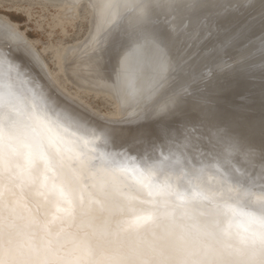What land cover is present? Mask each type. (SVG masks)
<instances>
[{"label": "snow or ice", "instance_id": "6c2138e0", "mask_svg": "<svg viewBox=\"0 0 264 264\" xmlns=\"http://www.w3.org/2000/svg\"><path fill=\"white\" fill-rule=\"evenodd\" d=\"M151 23L115 38L108 87L128 107L144 98L130 58L164 44ZM106 132L0 85V264H264V146L217 127L199 155L130 162Z\"/></svg>", "mask_w": 264, "mask_h": 264}, {"label": "bare ground", "instance_id": "6f19581e", "mask_svg": "<svg viewBox=\"0 0 264 264\" xmlns=\"http://www.w3.org/2000/svg\"><path fill=\"white\" fill-rule=\"evenodd\" d=\"M13 1L20 2V1H24V0H13ZM28 1H30L32 3H42L43 5H49L53 8H55L56 10H58L59 15L56 18V20H57L58 24H60V25L65 24V22H69L72 25L75 22H77L79 19H81L80 8L82 7V8H84V10L86 12V16L84 18H86L89 22V29L86 33L85 38L80 42H75L72 44H65V45L61 44V45L52 46V47H45V49H43V51H39L36 47V42H33L32 40L29 41L27 36L25 35V33L20 30V27L18 24L13 23L7 16L0 14V85H3L5 82H8L9 80H11V82L14 84L16 90L21 95L26 96L29 99H35L37 104L45 107L46 110L51 108V107L63 109L69 113H73V114L79 116L83 121H87L88 125L91 128L96 129L98 132H100L101 130H107V132L102 137V139L107 140L109 135L112 138H114V143L112 141H109L110 150L115 152V153H118V154H123L122 158L128 159L130 162H137L140 157H144L147 160L149 157L154 155L160 159H164L165 157H167V159L165 160V163H169V162H174L178 158V156L180 155L181 152H184V153H187L190 155H194V156L199 155L200 152L203 151L205 146L207 145L208 136L211 135L212 131L217 127H224V128L230 129L233 133H235L238 137H240L244 141V143L247 147L252 148V149L256 150L257 152L260 150V148L262 146H264V130H261V129L258 130L257 128L250 126L246 121L244 122L241 120L237 121L236 123H232L230 125H228V124L222 125V124H217V123L207 119L206 117L200 116V117H198V119H196V121H191L192 119H190L189 121H186V120L185 121H182V120L179 121V120H169L168 119L166 121H162V122L156 123L154 125H146L145 119L147 118V115L150 117V115L152 116L155 114L163 113L162 109L165 110L169 107V105H172L175 103L174 102L175 99L173 101H171V98L174 96V94L171 95V92L174 90V87H173V89H170V91H168L167 93H164L165 91L162 89L161 90L164 91L163 92L164 94L160 93L161 95L160 94L156 95V93H158V91H159L158 87L160 86V79L163 77H166V76L169 77L168 74L173 72V69L176 68L174 66L177 65V64L176 65L173 64L174 59H175L174 56L170 57V61L167 60V57L165 59H162L161 54L160 53L158 54L159 48L153 46L150 43H145V46L136 54V56L130 58L131 62L133 64H139V66L143 70L141 72H143L144 75H146V76H144L143 73H140L142 77L140 76L139 86L143 92H145L143 89V88H145L144 87L145 85H143V84H147L149 81L151 82L150 83L151 85L147 84V86L149 88L146 86L147 87L146 91H148V92H146L147 94L143 93L144 99L142 101H140L141 103H138V104H141L139 106L138 110H136L137 108L135 107L136 109L134 108V111H132L133 110L132 108H131L132 109L131 110L128 106L123 105L118 101V99L115 97L112 90L108 87V82H109L108 78L103 79L104 78V76L102 75L103 71H102V73H100V71H101L100 68L102 66L99 68V70H100L99 72L93 73V74L91 73L92 71L90 69V65H94L96 63L95 65L98 64V66H99V64L102 61H105V59H106V61H110L109 57L114 56L115 53H117L118 51H120V56L119 55L117 56L118 61L115 63L116 64L118 63L117 64L118 65L117 71L120 69L121 59L125 55V53L123 50L118 49L116 47L115 38L118 37L119 35H121L123 30H125V29L130 30L132 25L136 22V20L139 17L145 16V15L148 16L149 5H150V3H152L149 0H28ZM154 1L156 4H151L150 7H155L158 9L163 4H167V5L169 3L176 4V3H179L183 0H154ZM219 1L220 0H218V2ZM218 2L215 3V5L219 4ZM210 3L213 4V2H210ZM257 3H259V2H257ZM204 4H205V2H204ZM261 4L262 3H260L259 5H261ZM230 5L228 7L231 8ZM219 6H221V2H220ZM208 7L211 9V5ZM235 7H237V6H235ZM241 7L242 6L238 7V9H240ZM222 8L221 9L216 8L215 10H217V12H220V11L222 12ZM226 8H227V5L225 6V9L223 8L224 9L223 11H226ZM230 8H227V9H230ZM242 8L244 9V5ZM195 9H197V8H195ZM232 9H233V7H232ZM232 9H230V10H232ZM132 10H133V12H132ZM204 10H205L204 12L206 14V11L208 9H206V7H205ZM197 11H198V9H197ZM244 11L246 12V9ZM250 11L251 10L249 9V12ZM202 12H203V10H202ZM234 12H235V10H234ZM255 12H257V10ZM199 13L200 12L198 11V14ZM212 13H214V12H212ZM237 13H239V16L237 14H235L234 16L237 15V17H239V19H240L241 18L240 14H242V13L240 10H239V12L237 11ZM198 14H197V16H200ZM215 14H216V11H215ZM245 14L247 15V13H245ZM208 15H209V13H208ZM217 15H215L216 19L213 17L215 20H213V21L211 20L212 23L215 21V23H216L215 26L217 25L219 27V25H220L219 23L222 22L226 26V23L224 21H228L227 18L225 20L224 19L225 17H224L223 18L224 20L222 19L223 21H220V20L216 21L217 17H218ZM255 15H256V13H255ZM232 16L233 15H231V17ZM243 16H242V18H243ZM254 16H253V18H249V16H246V18L248 17L249 19H251V20L253 19L255 21ZM246 18H244V19H246ZM255 18H257V16ZM176 19H177V17H176ZM218 19H219V17H218ZM244 19L243 20L240 19V20L243 22ZM249 19H246L248 22L247 23L248 25L250 23ZM229 20H230V18H229ZM233 20L235 21L236 19L234 18ZM240 20H239V22L241 23ZM209 21H210V19H209ZM211 21L209 24H212ZM254 21H253V24H254ZM154 22H155V20H154ZM239 22H237V23L235 22V23L239 24ZM157 23H156V25H157ZM228 23L229 24H227L228 26H226V27L231 28L229 26H231V24L233 25V21H229ZM251 23H250V26L252 25ZM244 25H246V24H244ZM212 26H214V25L212 24ZM252 26H254V25H252ZM222 27H224V25ZM233 27H235V26H233ZM240 27H242V26H240ZM246 27L249 28L247 25H246ZM217 28H216V30H217ZM235 28H237V25ZM239 28H238V30H239ZM207 29H209V28H207ZM207 29H205V30H207ZM212 29H213V27L211 28V32L212 31L214 32L213 34H215V33L219 34L218 32H215L216 30L214 31ZM258 29H260V27ZM154 30H156V29L154 28ZM164 30L166 31V29H164ZM164 30H162V34H164L163 33ZM231 30L232 29H230V30L228 29V31H231ZM238 30H236V31L239 33L240 32L243 33L244 28H241V30H243V31H238ZM248 31L250 32V29ZM248 31H244V32H247L246 34L248 35V34H250ZM159 32H161V30L160 31L158 30V34H159ZM234 32H235V29H234ZM251 32H254V31L252 30ZM221 33L222 32H220V35H221ZM226 33L227 32H225V34ZM233 33H230V34L232 35ZM239 33H237V34H239ZM209 34H211V33L209 32ZM165 35L166 34H164V36ZM171 35L172 34H170V38H171V42H172L174 40H173V37ZM193 35H195V34H193ZM220 35L217 36V38L219 40H221L219 38ZM164 36H162V37H164ZM188 36H191V35H188ZM207 36H209V35H207ZM212 36H214V35H211L210 37H212ZM223 36H224V33H223ZM227 36H226V39H227ZM237 36H241V35H237ZM256 36H258V35L256 34ZM232 37L235 38V35L233 34ZM232 37L228 36V38H230V39ZM248 38H251V37H248ZM181 39H183V38H181ZM218 39H216V40H218ZM230 39L228 41L227 40L226 41L229 42ZM258 39L259 38L257 37L256 40H258ZM169 40L170 39L168 37L167 41L169 42ZM214 40H215V37H214ZM214 40H213V43L215 42ZM164 41H165V39H164ZM191 41H192V39H191ZM226 41L224 42V40H223V43H227ZM233 41H235V40H233ZM243 41L244 40H242V43L244 44ZM210 42H212V41H210ZM216 42H219V41H216ZM172 43L175 44V41ZM180 43H182V42H180ZM183 43H185V42H183ZM245 43H247V41ZM182 44H180V45L183 46ZM214 44L216 45V43H214ZM234 44L238 45L237 43L233 42V46H234ZM243 44H242V50L245 51L246 49L243 48L245 45L243 46ZM150 45H152V50H151V48H149V50H151L152 52L154 51L153 55L151 54V51L149 52L147 50L148 46H150ZM210 45H213V44L211 43ZM210 45L207 44V46H209V47H210ZM230 45L231 44L229 43V46ZM162 46H160L161 50H162ZM164 46L167 48L166 45H164ZM164 46H163V49H165ZM187 46H189V44ZM214 46H213V48H214ZM220 46H222V44ZM226 46L227 45L225 44V46L223 48H225ZM10 47L11 48L14 47V48H17L18 50H20V52L23 54V56L15 54L13 51L14 48L10 49ZM178 47H179V44H178ZM209 47H204V48L209 49ZM217 47L215 46V50L217 49ZM230 47H232V46H230ZM230 47L227 48V49H229V51H226L225 55L227 54V52H229L230 54L228 56L229 57L231 56L233 58V56H232L233 50L232 49L236 50L233 52V53L236 52L235 55H238V54H239V56L241 55L240 53L237 54L238 49H239V51L241 49L240 47L237 48V46H236V48H232V49H230ZM172 49L175 50V48H172ZM213 50L211 49L212 52H213ZM224 50H226V48L222 50V52H221L222 54H223ZM231 50H232V52H230ZM242 50H241V52H244ZM48 52H51V60H47L44 57ZM198 53H200V52H198ZM167 54H169V53H167ZM207 54L210 55L209 52ZM207 54H206V56H208ZM197 55L195 54L196 57H197ZM212 55H214V54H212ZM218 55H220V54H218ZM166 56H168V55H166ZM195 56H193V57H195ZM206 56H205V58H206ZM229 57H228V60H229ZM235 57L238 58V56H235ZM235 57H234V59H235ZM222 58H224V57H222ZM29 59H32V60H29ZM113 59H115V57H113ZM191 59H193L192 56H191ZM111 60H112V58H111ZM175 60H177V58ZM179 60H181V58ZM199 60H201V59H199ZM208 60H210V59H208ZM208 60H207V63L212 62V60H210V62ZM226 60L227 59H225V62H226ZM239 60H240V58H239ZM50 61L51 62L53 61L55 64V67H56L55 71L51 70L50 65H49ZM99 61H100V63H99ZM196 61H197V59H196ZM202 61L203 60H201L200 62L203 63ZM221 62H223V61L221 60L218 63H221ZM225 62H223L222 64H224ZM233 62H235V61H233ZM104 63H106V62H104ZM176 63H177V61H176ZM195 63H197V62H195ZM204 64H206V63L204 62ZM213 64H214V61H213ZM213 64L211 65V63H210L209 67L215 65V64L214 65ZM148 65H149V67H148ZM193 65H194V63H193ZM152 66L154 68L156 66H159L160 69H162V70L154 71L155 76L157 75L156 73L159 72L158 73L159 75H157V78H153L155 76H154V74L153 75L151 74L152 70H149V68ZM194 66L191 69H194L195 68ZM198 66H200V65H197L196 68ZM202 66H201V68H202ZM207 66L206 65L203 66L204 68L206 67L203 70H207L208 69ZM145 67L146 68L148 67L147 70ZM153 67H152V69H153ZM159 67L156 69H159ZM177 68L179 69V67H177ZM181 68H180V70H181ZM104 69H102V70H104ZM156 69H154V70H156ZM199 69H197V71ZM212 69H209V71L211 70L210 72H212L213 71ZM113 70H114V72H117V71H115V69H113ZM113 70H112V72H113ZM145 70L147 72L149 70V72L148 73L144 72ZM105 71H107V70H104V73H105ZM110 72H111V70H110ZM110 72L108 71L109 75L112 73V72L111 73ZM201 72L204 73L205 71L203 72L201 70ZM113 73H112V75H113ZM147 74L152 75V78L155 81L149 80V77L147 76ZM175 74H176V72H175ZM178 74H179V72H178ZM183 74H184V72L182 73V75ZM196 74H198V72ZM196 74H194L195 77H196ZM201 74H200V72L198 74L200 76V78H201ZM105 75H107V74H105ZM112 75H110V76L112 77ZM185 76H186V74H185ZM187 76H189V75H187ZM115 77H116V73L113 76L112 80H115ZM189 77L188 78L186 77V79L192 80L193 78H195V77H192V79H191V76H189ZM183 78H184V76H183ZM204 78H205V76H204ZM150 79H151V76H150ZM171 79H173V78H171ZM171 79H168L169 81L167 80L168 81L167 83H169V82L173 83V81H170ZM176 79H178V81L181 80V79H179V77ZM182 81H179V82H182ZM163 82H162V84H163ZM174 82H175V80H174ZM188 82H189V80H188ZM175 83H177V82H175ZM190 83H192V82H190ZM67 86L70 87V91L67 89L68 88ZM185 86L190 87V84L189 85L186 84ZM170 87H171V84H170ZM166 89H168V88L166 87ZM179 92L176 93L175 97L180 96ZM40 93L45 94V99L42 100L39 98ZM82 94H87V95L92 94L95 96V98L104 97L106 99L109 97L110 98L109 101H111V103H113L112 105L114 106V112L109 114V115L102 114L101 112L97 111L96 109L92 108L89 104H87V102L84 101V97L82 96ZM170 95L172 96L171 98H170ZM156 96H159V97H157L155 99L156 101L154 100V102L150 105L149 109H146L148 107V104H149L148 102L150 100H153L154 97H156ZM49 98L52 102L51 104L48 103ZM167 100H170V101L166 102ZM48 114H49V116L52 117V120L54 123H58L55 115L51 111H49ZM142 118H143V120H141ZM59 123H62V122H59ZM70 130L76 132V134L78 136L79 135L87 136V131L85 128L73 127ZM127 148H130V150L126 151Z\"/></svg>", "mask_w": 264, "mask_h": 264}, {"label": "rangeland", "instance_id": "374dc122", "mask_svg": "<svg viewBox=\"0 0 264 264\" xmlns=\"http://www.w3.org/2000/svg\"><path fill=\"white\" fill-rule=\"evenodd\" d=\"M150 2H154V0H149ZM200 1V2H199ZM232 1V2H231ZM234 0H220L219 2H218V0H183V1H181V2H179V3H176V4H163V5H161L160 6V16L158 17V18H156V19H153V20H151L153 23L151 24L153 27L151 28V29H156L155 31L158 33V30L160 31L161 30V32H159V35L162 37V36H164V34H166L164 37H163V39H165V43L164 44H162L163 46L164 45H166L167 46V48L164 46V48L165 49H163V46H162V50H161V54H162V58L163 59H165L166 57H167V60H169L170 61V57L171 56H174L175 57V59L177 58V60H175L174 59V63L173 64H177L176 66H174V67H176L175 69L177 70H175V69H173V72H171L172 74H170L169 75V77H168V79H171V78H173L174 80H175V82H177V83H175L174 82V80L173 79H171L170 81H173V83H171V82H169L170 84H171V87H170V84H169V86H165V87H163L162 88V90H166V91H168V90H170L172 87H180V86H185L186 84L187 85H189L190 84V87H191V85L194 83V81H195V79L197 80V81H199V80H202L203 78H204V76H205V78L207 77V76H209V75H211V73L213 72H210L209 71V69H212V70H214V66L216 65V63L218 64V62H220L221 60L223 61V62H225V59H227L226 60V62L224 63V64H222L223 62H221L220 64L221 65H228V66H232V65H234V64H236L237 63V61L239 60V58H240V56H242V54H243V52H241V50H242V40H244L243 42H244V44H243V48L244 49H247L249 46H252V43H255V40L257 39V37L260 39V38H263L264 39V21H262V23L261 22H257L256 23V19L257 18H255L256 16L257 17H260L261 15L260 14H262L263 12H264V0H258V2L259 3H257L256 2V6H254L252 9H250L251 11L249 12V10H246V12L244 11L246 8L244 7V9L242 8L243 7V5L245 6V4H242V5H240V6H242L240 9H238V7H240L239 5H235V6H237V7H233V9H232V6H233V2ZM15 2V3H14ZM204 2H205V4H204ZM210 2H213V4L212 3H209ZM219 3V4H216L215 5V3ZM220 2H221V6H219L220 5ZM224 2V3H223ZM245 2V1H244ZM152 3H150V5L152 4ZM201 3V4H200ZM260 3H262L261 5H259ZM188 4H191L192 5V7H186V5H188ZM207 4V5H206ZM209 4V5H208ZM225 4V5H224ZM231 6V8L230 7H228L229 5ZM247 4V3H246ZM258 4V5H257ZM197 5V6H196ZM201 5V6H200ZM211 5V9L208 7V6H210ZM224 5V6H223ZM227 5V8H230V9H232L231 11H234L235 10V12H233L232 14H229L227 17H222V16H218L220 13H221V11L220 12H217V10H215L216 8L217 9H221L222 7L225 9V6ZM263 5V6H262ZM194 6V7H193ZM206 7V9H208L207 11H206V14H205V10H204V8ZM195 8H197L198 9V11L200 12L199 14H198V11H197V9H195ZM222 8V12H223V9ZM226 8V10L227 11H230V9H227ZM210 9V10H209ZM257 10V12H255L256 10ZM260 9V10H259ZM80 10H81V12H80V15H81V19H79L77 22H75L74 24H70L69 22H65V24H63V25H60V24H58V22H57V20H56V18L58 17V15H59V11L58 10H56L55 8H53V7H51V6H49V5H43L42 3H32V2H30V1H28V0H24V1H20V2H16V1H13V0H0V14L1 15H5V16H7L13 23H15V24H18L19 25V27H20V30L22 31V32H24L25 33V35L27 36V38H28V40L29 41H33V42H36V47H37V49L39 50V51H43V49H45V47H52V46H58V45H65V44H72V43H75V42H80V41H82L84 38H85V36H86V33H87V31H88V29H89V22H88V20L86 19V18H84L85 16H86V12H85V10H84V8H80ZM163 10V11H162ZM201 10V11H200ZM202 10H203V12H202ZM214 10V11H213ZM239 10L241 11V13L244 15H242V14H240V19H244V18H246V16H249V18H253V16L255 15V13H256V15L254 16V19H255V21L252 19H249L248 17L246 18V19H249L250 20V23L252 24V25H254V26H250V23H249V25L247 24L248 22H247V20L246 19H244V21L242 22L240 19H239V17H237V15L239 16V13H237V11L239 12ZM244 12H243V11ZM177 11V12H176ZM197 11V12H196ZM209 11V12H208ZM214 12V13H212V12ZM215 11H216V14H215ZM219 11V10H218ZM191 12V13H190ZM196 12V13H195ZM253 14H252V13ZM172 13V14H171ZM208 13H209V15H208ZM245 13H247V15L245 14ZM171 14V15H170ZM197 14L198 15H200V16H197ZM204 14V15H203ZM217 15L218 17H219V19H218V17H217V20L216 21H218V20H220V21H223L224 19L226 20V18H227V20L228 21H224L225 23H226V26H228L227 24H229L228 22L229 21H233V25L231 24V26H229V27H231V28H228V27H226L225 26V24H223L222 22H220L219 24V27L216 25L215 26V21L212 23V21L213 20H215L216 19V17H215V15ZM235 14H237L236 16H234ZM259 14V15H258ZM166 15V16H165ZM231 15H233L232 17H231ZM243 16V18H242V16ZM246 15V16H245ZM253 15V16H252ZM173 16H176L177 17V19H175L174 20V18H173ZM196 18H195V17ZM212 16V17H211ZM252 16V17H251ZM202 17V18H201ZM208 17V18H207ZM215 19H214V18ZM220 17H222V18H220ZM241 21V23L239 22V20L237 19V18ZM206 18V19H205ZM224 18V19H223ZM229 18H230V20H229ZM236 19L235 21L233 20V19ZM167 19V20H166ZM202 19V20H201ZM209 19H210V21H211V23L214 25V26H212V24H209L210 23V21H209ZM223 19V20H222ZM232 19V20H231ZM154 20H155V22L157 23V25H156V23L154 22ZM253 21H254V24H253ZM193 22V23H192ZM237 22H239V24H236ZM218 23V22H217ZM222 23V24H221ZM256 23V24H255ZM241 24V25H240ZM244 24H246L249 28H247L246 27V25H244ZM155 25V26H154ZM163 27H162V26ZM166 25V26H165ZM224 25V27H222V26ZM236 25H237V28H235L236 27ZM157 26V27H156ZM185 28H184V27ZM207 26V27H206ZM213 27V29L212 30H216V28H217V30L215 31V32H218L219 34L218 35H220V32H222L221 33V35L219 36V38L222 40H219L218 38H217V36L218 35H216L215 36V40H214V38L211 40L210 38H212V37H210L211 35H215V34H217V33H215V34H213L214 32L212 31L211 32V28ZM233 26H235V27H233ZM240 26H242V27H240ZM259 26L260 27V29H258L257 27ZM161 27V28H160ZM191 27V28H190ZM240 27V28H239ZM247 29H246V28ZM163 28V29H162ZM200 28V29H199ZM207 28H209V29H207ZM238 28H239V30H238ZM241 28H244V31H248L249 29H250V34H246L247 32H244L243 30H241ZM164 29H166V31L164 30ZM202 29V30H201ZM205 29H207V30H205ZM221 29V30H220ZM226 29V30H225ZM228 29L230 30V29H232L231 31H228ZM234 29H235V32H234ZM254 31V32H251L252 30ZM258 29V30H257ZM162 30H164L163 31V33L164 34H162ZM171 30V31H170ZM236 30H238V31H243V33H239V32H237ZM260 30V31H259ZM263 30V31H262ZM220 31V32H219ZM227 32L226 34H225V32ZM167 32V33H166ZM204 32V33H203ZM209 32L211 33V34H209ZM233 33L234 35H235V38L234 37H232L233 36V34L231 35L230 33ZM239 33V34H237V33ZM161 33V34H160ZM184 33V34H183ZM223 33H224V36H223ZM263 33V34H262ZM169 34V35H168ZM170 34H172L171 36L173 37V40L175 41V44L174 43H172V42H174V41H172L171 42V38H170ZM193 34H195V35H193ZM231 36H230V35ZM252 34V35H251ZM254 34V35H253ZM256 34L258 35V36H256ZM188 35H191V36H188ZM207 35H209V36H207ZM229 37H232L231 39L230 38H228V36ZM237 35H241V36H237ZM246 35V36H245ZM251 35V36H250ZM183 36V37H182ZM195 36V37H194ZM226 36H227V39H226ZM251 37V38H248V37ZM253 36V37H252ZM169 37V42L167 41V38ZM183 38V39H181V38ZM197 37V38H196ZM240 39H239V38ZM255 37V38H254ZM176 38V39H175ZM179 38V39H178ZM195 38V39H194ZM206 38V40L205 41H203L204 39ZM191 39H192V41H191ZM216 39H218V40H216ZM230 39V41L232 42L233 40H235V41H233L234 43H237L238 45H236V44H234V46H233V43H232V48H236V46H237V48H241L240 49V51H239V49H238V51H237V54L238 53H240L241 55L239 56V54L238 55H235V53H233L234 51H236L235 49H232V48H230V49H232L233 50V52H232V50L230 51V52H232V56H233V58L230 56H228L230 53L229 52H227V54L225 55V53H226V51H229V49H227L226 48V50H224L223 51V55H215L213 52L214 51H216V50H218L219 48H221V47H224L225 46V44L227 45V43H228V48L230 47L229 46V43L231 44V42L229 41V42H227L228 40ZM233 39V40H232ZM247 39V40H246ZM188 40V41H187ZM213 40L215 41L214 43H216V45L213 43ZM223 40H224V42L226 41L227 43H223ZM254 40V41H253ZM210 41H212V42H210ZM216 41H219V42H216ZM240 41V42H239ZM247 41V43H245ZM171 42V43H170ZM180 42H185V43H180ZM208 42V43H207ZM221 42V43H220ZM251 44H250V43ZM170 43V44H169ZM213 44V45H210V44ZM219 43V44H218ZM174 44V45H173ZM178 44H179V47H178ZM180 44H182L183 46H181ZM189 44V46H187V45ZM207 44L208 45H210V47L209 46H207ZM222 44V46H220ZM224 44V45H223ZM173 45V46H172ZM217 47L218 45V47H217V49L215 50V46ZM169 46V47H168ZM213 46H214V48H213ZM248 46V47H247ZM181 47V48H180ZM190 47V48H189ZM204 47H209V49L208 48H204ZM159 48H161V47H159ZM169 48V49H168ZM172 48H175V50L174 49H172ZM192 48V49H191ZM202 48V49H201ZM204 48V49H203ZM213 50V52L211 51V49ZM187 49V50H186ZM191 49V50H190ZM223 49H225V48H222V50ZM174 50V51H173ZM190 50V51H189ZM203 50V51H202ZM210 50V51H209ZM221 50V51H222ZM167 51V52H166ZM169 51V52H168ZM210 53V55L209 54H207L208 52ZM242 51H244V50H242ZM165 52V53H164ZM175 52V53H174ZM198 52H200V53H198ZM167 53H169V54H167ZM203 53V54H202ZM120 53L119 52H117L114 56H112V57H109L110 59V61H106V59H105V61H102L101 63H100V61H99V68H100V73H102V71H103V73H102V75L104 76V78L103 79H106V78H108V80H109V78H111V80H112V78H113V76L115 75V73L116 72H114V70L113 69H115V71H117V68H118V63L116 64L115 62H117L118 60H117V56L119 55ZM195 54L197 55V57L195 56ZM206 54L208 55V56H206ZM212 54H214V55H212ZM165 55V56H164ZM166 55H168V56H166ZM191 56H192V58L193 59H191ZM193 56H195V57H193ZM206 56V59L204 60L203 58ZM215 56V57H214ZM229 57V60H228V57ZM235 56H238V58L237 57H235ZM47 60H51V52H48L45 56H44ZM113 57H115V59H113ZM210 57V58H209ZM218 57V58H217ZM222 57H224V58H222ZM234 57H235V59H234ZM111 58H112V60H111ZM169 58V59H168ZM181 58V60H179ZM232 58V59H231ZM196 59H197V61H196ZM199 59H201V60H203L202 62L203 63H201L200 61L201 60H199ZM208 59H210V60H212V62H210V60H208ZM217 61H215V60ZM237 59V60H236ZM207 60L211 63V65L213 64V61H214V66H210L209 67V64L210 63H207ZM220 60V61H219ZM176 61H177V63H176ZM190 61V62H189ZM228 61V62H227ZM233 61H235V62H233ZM104 62H106V63H104ZM166 62V61H165ZM181 62V63H180ZM195 62H197V63H195ZM204 62L206 63V64H204ZM216 62V63H215ZM193 63L197 66V65H200V66H198L197 68L195 67L194 69H191L192 68V66H193ZM229 63V64H228ZM96 64V63H95ZM94 64V65H95ZM103 64V65H102ZM107 64V65H106ZM232 64V65H231ZM50 68H51V70L52 71H55L56 70V67H55V64H54V62L52 61H50ZM98 65V64H97ZM184 65H186V66H188V67H186V70L184 71ZM207 66L208 67V69L207 70H203V69H205L203 66ZM114 66V67H113ZM155 66V65H154ZM182 68H181V67ZM201 66H202V68H201ZM153 67V66H152ZM152 67H150L151 69L150 70H154V69H156V68H158L159 66H156L155 68L153 67V69H152ZM177 67H179V69L177 68ZM105 68V69H104ZM146 68V67H145ZM144 68V69H145ZM148 68V67H147ZM147 68H146V70H147ZM180 68H181V70H180ZM200 68V69H199ZM102 69H104V70H107V71H105V73H104V70H102ZM111 70V72H112V70H113V75H112V73L110 72V70ZM197 69H199L198 71H197ZM144 71V72H147V71ZM158 70H162V69H160V67H159V69H156V70H154V71H158ZM192 72H191V71ZM195 70V71H194ZM201 70L204 72V73H202L201 72ZM108 71L111 73L110 75H112V77L109 75V73H108ZM143 71V70H142ZM154 71H153V73L151 72V74L153 75L154 74ZM181 71V72H180ZM148 72H149V70H148ZM147 72V73H148ZM162 72V71H161ZM175 72H176V74H175ZM178 72H179V74H178ZM184 72V74L182 75V73ZM198 72V74H199V72H200V74H201V78H200V76L198 75V74H196ZM210 72V73H209ZM90 73V72H89ZM88 73V74H89ZM92 74H93V72H91ZM140 73H143V72H140ZM159 73V72H158ZM158 73H156L157 75H159ZM163 73V72H162ZM161 73V74H162ZM196 74V77H195V75L194 74ZM105 74H107V75H105ZM176 76H174V75ZM185 74H186V76H185ZM192 74V75H191ZM206 74V75H205ZM109 75V76H108ZM143 75H144V73H143ZM152 75H150V74H147V76L149 77V80H152V81H155V80H153V78H157V75L155 76V74H154V76L155 77H153L152 78ZM178 75V76H177ZM182 75V76H181ZM187 75H189V76H191V79H192V77H195V78H193L192 80H190V79H188L189 80V82H188V80L186 79V77L188 78L189 76H187ZM194 75V76H193ZM203 75V76H202ZM140 76H141V74H140ZM144 76H146V75H144ZM150 76H151V79H150ZM183 76H184V78H183ZM199 76V77H198ZM142 77V76H141ZM159 77V76H158ZM171 77V78H170ZM179 77V79H181V80H179V81H182V82H179L178 81V79H176V78H178ZM190 78V77H189ZM186 79V80H185ZM148 80V81H149ZM169 81V80H168ZM167 81V82H168ZM196 81V82H197ZM190 82H193V83H190ZM195 82V83H196ZM151 82L149 81L147 84L149 85ZM194 83V84H195ZM147 84H143V85H145L144 87L145 88H143L144 89V91L145 92H143V93H146V92H148V91H146V89H147ZM154 84V83H153ZM157 84V83H156ZM168 84V83H167ZM180 84V85H179ZM151 85V84H150ZM147 86V87H146ZM68 87V88H67ZM66 88L70 91V87L69 86H67ZM166 87L168 88V89H166ZM186 88H189V86H185ZM149 88V87H148ZM161 90V91H162ZM164 91H162V92H160V93H163ZM165 91V92H166ZM147 94V93H146ZM82 96L84 97V101H86L87 102V104H89L92 108H94V109H96L97 111H99V112H101L102 114H106V115H109V114H111V113H113L114 112V106L112 105L113 103H111V101H109L110 100V98L108 97V98H104V97H99V98H95V96L94 95H92V94H82ZM144 99V98H143ZM142 99V100H143ZM141 100V101H142ZM141 103V102H140ZM138 107H137V106ZM135 106L133 105V107H129L132 111H134V108L136 109V110H138V108H139V106L141 105V104H136ZM128 108V109H129ZM135 110V111H136Z\"/></svg>", "mask_w": 264, "mask_h": 264}, {"label": "water", "instance_id": "95a60500", "mask_svg": "<svg viewBox=\"0 0 264 264\" xmlns=\"http://www.w3.org/2000/svg\"><path fill=\"white\" fill-rule=\"evenodd\" d=\"M256 2H258V0H234L232 7L247 3L244 7L246 10H249L256 6ZM152 4H156L155 1ZM150 6L151 5H149L148 17H150L151 20L158 18L160 16V7L157 9ZM233 12L234 11L226 10L221 12L218 16L227 17ZM173 18L175 20L176 16H173ZM262 21H264V12L256 19V22ZM151 24L149 25L150 28L153 27ZM216 35L218 34L212 36L211 39ZM205 40L206 38L203 41ZM232 43L233 42H231V45ZM12 48L10 47V49ZM149 48L152 50V45L148 46L147 49L150 52L151 50H149ZM222 48L223 47L213 53L215 55L221 54ZM225 48H228V44ZM13 51L15 54L23 56L17 48H14ZM118 52L120 53V51ZM159 53L161 54V48H159L158 54ZM151 54L153 55L154 51H151ZM203 59L206 58L204 57ZM186 67L188 66L184 65V70H186ZM153 71L151 72L153 73ZM167 80L168 76L160 79L159 91L156 95L160 94L162 87L166 85L169 86L170 83L167 84ZM195 82L196 80L194 83ZM171 89H173V87ZM177 92H179V97H175ZM173 94L174 96L172 97L171 95ZM171 95V101L175 99V103L169 105L165 110L162 109L163 113L150 115V117L147 115L145 119L146 125H154L168 119L179 121H189L192 119L191 121H196V119L201 116L222 125H230L240 120L246 121L250 126L258 130H264V39L260 38L256 40L252 46L247 48L236 64L228 66L218 63L214 66L211 75L197 81V83L189 88L184 86L174 87ZM159 96L150 100L146 109H149L150 105ZM169 101L170 100H167L166 102ZM141 120H143V118ZM129 150L130 148H127L126 151Z\"/></svg>", "mask_w": 264, "mask_h": 264}]
</instances>
